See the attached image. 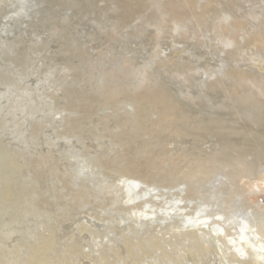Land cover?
<instances>
[{
  "label": "rangeland",
  "instance_id": "1",
  "mask_svg": "<svg viewBox=\"0 0 264 264\" xmlns=\"http://www.w3.org/2000/svg\"><path fill=\"white\" fill-rule=\"evenodd\" d=\"M124 150L154 162V186H185L193 209L220 182L224 208L246 190L264 212V0H0V190L14 191L0 235L17 244L49 226L58 258L44 264H73L91 262L90 233H174L121 223ZM85 167L95 181L77 179Z\"/></svg>",
  "mask_w": 264,
  "mask_h": 264
},
{
  "label": "bare ground",
  "instance_id": "2",
  "mask_svg": "<svg viewBox=\"0 0 264 264\" xmlns=\"http://www.w3.org/2000/svg\"><path fill=\"white\" fill-rule=\"evenodd\" d=\"M60 115L62 116V114ZM117 142L126 149L132 150L131 147L136 143V136L124 133ZM114 162L115 168L120 172L122 178L119 176V182L113 183L114 185L111 188L115 187V189L120 188L123 190L121 196L125 200V205L122 209L127 211L128 215H126L127 219L123 218L124 221L120 222L122 224L124 222L129 223L128 220L134 219L133 221L137 226L144 230L158 225L160 230L163 231L172 223L178 222V229L176 228L174 233H162L160 231L161 233L154 234L135 233L131 228L130 230L127 229L130 233L125 230L126 233H121V236H118V233H107L105 236H103L104 233H90L96 235L99 239L87 245V248L81 252L84 255L86 254L91 262L88 260L86 262V259L84 260L78 255L73 264H129L132 257L133 260L138 259L134 256L136 247L142 254H144L143 252H149L151 248H155L156 259H145L141 264H163L160 260L161 256L162 259L165 256H170L171 264H264V212L259 211L250 203L246 190L239 194V202L237 201V206L231 212V209L222 206L224 200L218 192L221 190V183L217 182L212 188L213 201L193 209L187 200L188 191L185 186L180 187L179 190L173 193L149 182L157 175V166L153 161L135 159L133 153L124 150L122 154L114 157ZM104 168L101 170L104 171ZM111 170L113 169L111 168ZM97 172L106 174L102 171ZM93 175H96V171L85 167L77 174V179H80L81 176ZM257 176L258 172L251 175V177ZM94 179L93 176V181H95ZM103 188L102 184H93V189L99 193ZM82 190L79 191L82 192ZM13 192L9 187L2 188L0 190V201L6 200ZM170 194H173L171 198ZM117 202L120 201L117 200ZM227 203L229 204V202ZM50 228L46 226L45 230L50 232L52 231ZM46 231L38 230V233H31L29 240L17 244L11 241L10 234H1L0 264H44L45 262H54L58 258L57 255L53 254L57 253L55 249L57 235L56 233H46ZM5 239H7V243ZM70 239L75 242L74 238ZM62 247L65 250V244ZM184 249L191 256L189 260L183 257ZM124 250L129 255H122ZM212 250L213 253H211ZM198 252H200V255L196 257L195 255ZM173 256L176 258V262L173 260ZM114 257H117V259L115 258V260ZM61 264L65 263L61 262Z\"/></svg>",
  "mask_w": 264,
  "mask_h": 264
}]
</instances>
